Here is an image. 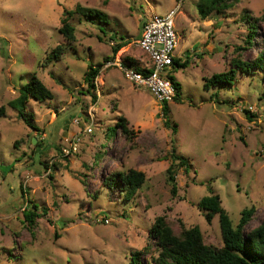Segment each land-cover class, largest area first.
<instances>
[{"label": "rangeland", "instance_id": "rangeland-1", "mask_svg": "<svg viewBox=\"0 0 264 264\" xmlns=\"http://www.w3.org/2000/svg\"><path fill=\"white\" fill-rule=\"evenodd\" d=\"M201 1L0 0V106L7 111L0 119V264H132L161 215L175 234L198 226L205 244L220 248L218 216L209 224L197 207L212 194L220 196L235 226L251 206L257 211L247 232L260 225L264 73L239 71L232 86L208 91L203 85L232 61L257 56L259 39L248 44L246 15L260 18L264 0H239L206 20L198 14ZM77 4L101 10L107 23L76 18V41L61 60L46 64L54 48L69 43L59 28L63 13ZM173 10L175 56L189 64L170 69L169 79L181 88L180 100L168 103L170 127L162 105L110 62L96 80L94 101L84 81L88 67L103 64L116 43L127 45L111 63L125 57L149 63L135 45L143 22ZM258 26L264 30V21ZM33 75L53 93L51 100L27 105L37 131L9 106ZM120 117L128 121L129 138L115 129ZM88 126L93 132L83 134L79 153L62 157L61 148ZM173 147L191 165L179 169L175 197L166 180ZM130 169L144 172L146 181L128 201L105 180ZM32 204L39 217L29 228L24 210ZM158 254L152 246L144 261Z\"/></svg>", "mask_w": 264, "mask_h": 264}, {"label": "trees", "instance_id": "trees-1", "mask_svg": "<svg viewBox=\"0 0 264 264\" xmlns=\"http://www.w3.org/2000/svg\"><path fill=\"white\" fill-rule=\"evenodd\" d=\"M237 2L239 0H203L197 6L198 14L202 20H206L214 12L228 9ZM76 18L80 22L85 20L107 23V15L99 9L77 4L73 10H66L63 13L59 33L69 43L67 45H58L54 48L46 57V64L61 60L66 50L69 49L70 44H72L71 42L76 41V28L72 23ZM246 19L249 24L248 44L252 45L255 38L259 39L257 56L253 60L232 61L231 68L228 71L214 74L205 80L204 90L208 91L212 87L219 85L232 86L239 71L245 74H252L253 71L260 70L264 73V30H260L258 26L261 20L264 21V13L255 21H251L248 15H246ZM126 45L124 43L114 44L112 46V55L105 57L103 64H91L88 67L84 81L92 90L88 89V93L94 101L97 100L95 93L96 80L100 75L101 68L107 63L114 61L118 52ZM122 61L125 65L132 66L138 71H146V69L140 68L137 61L131 57H125ZM188 64L189 60L181 62L177 58L174 59V67L186 68ZM171 80L173 81L174 79L172 78ZM174 84L178 89L174 102H178L181 96V88L178 83L174 82ZM51 99H53L52 91L36 75H33L26 85L20 87L18 97L9 102V106L17 111L18 116L27 126L37 131L38 129L34 125V115L27 111V105L30 100L44 102ZM162 112L165 126L170 127L168 103L162 105ZM6 115V107L0 106V119ZM117 128H121L128 138L132 135V131L128 129V121L124 117L118 119L115 129ZM170 159L171 163L166 170V180L171 187L172 196L175 197L178 192L177 173L180 168H185V171H188L191 165L188 158L177 154L175 147L172 149ZM145 181L146 175L144 172L130 169L127 172L116 173L107 177L105 186L111 190L119 189L121 193H124L125 200L129 201L136 195ZM197 207L209 224L218 216L223 240L222 247L217 248L205 244L203 234L198 226L192 228L183 227L180 234H175L167 220V216L161 215L155 219L149 230L147 245L142 251L135 252L132 255V264H264V219L253 231L247 232V227L257 211L256 206L242 210L240 220L236 226L229 213L222 206L221 198L217 194L203 197L198 202ZM38 217L39 214L35 204H32V208L29 211L24 210V218L29 228L35 225ZM152 246L157 248L159 254L157 257L151 255L150 260L145 262L144 256L150 254Z\"/></svg>", "mask_w": 264, "mask_h": 264}, {"label": "built area", "instance_id": "built-area-1", "mask_svg": "<svg viewBox=\"0 0 264 264\" xmlns=\"http://www.w3.org/2000/svg\"><path fill=\"white\" fill-rule=\"evenodd\" d=\"M175 13L173 10L166 15H153L144 20L142 34L135 45L150 62L149 67L144 68L146 71H138L132 66H127L120 59L109 63V66H117L134 87L148 90L161 105L174 102L178 94L177 86L169 79L179 42L174 22ZM75 123L79 124V120H75ZM92 132V127L88 126L73 135L68 144L61 148L62 157H71L79 153L83 134ZM262 153L264 154V149Z\"/></svg>", "mask_w": 264, "mask_h": 264}, {"label": "crops", "instance_id": "crops-1", "mask_svg": "<svg viewBox=\"0 0 264 264\" xmlns=\"http://www.w3.org/2000/svg\"><path fill=\"white\" fill-rule=\"evenodd\" d=\"M145 56H146V55H145ZM146 57H147V56H146ZM147 59H148V58H147ZM136 61H137V60H136ZM144 62H145V61H144ZM137 63H138V61H137ZM149 64H150V62H149V63L146 62V63H144V65L138 63L139 67L142 68V69H144V68H148V67H149Z\"/></svg>", "mask_w": 264, "mask_h": 264}, {"label": "water", "instance_id": "water-1", "mask_svg": "<svg viewBox=\"0 0 264 264\" xmlns=\"http://www.w3.org/2000/svg\"><path fill=\"white\" fill-rule=\"evenodd\" d=\"M34 143H36V139H34Z\"/></svg>", "mask_w": 264, "mask_h": 264}]
</instances>
